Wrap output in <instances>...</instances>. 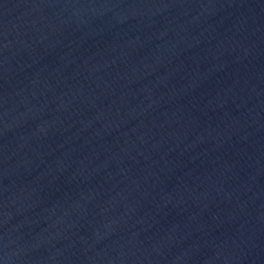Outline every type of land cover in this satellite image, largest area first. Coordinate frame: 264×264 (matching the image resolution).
<instances>
[{
	"label": "water",
	"instance_id": "obj_1",
	"mask_svg": "<svg viewBox=\"0 0 264 264\" xmlns=\"http://www.w3.org/2000/svg\"><path fill=\"white\" fill-rule=\"evenodd\" d=\"M0 264H264V0H0Z\"/></svg>",
	"mask_w": 264,
	"mask_h": 264
}]
</instances>
